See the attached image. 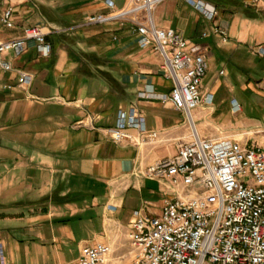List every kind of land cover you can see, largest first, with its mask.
<instances>
[{"label":"crops","instance_id":"obj_1","mask_svg":"<svg viewBox=\"0 0 264 264\" xmlns=\"http://www.w3.org/2000/svg\"><path fill=\"white\" fill-rule=\"evenodd\" d=\"M109 0H0V41L46 27L53 45L43 56L35 41L21 54L4 53L17 71L0 69V259L17 264H66L88 243L126 236L137 210L160 213L168 183L148 178L149 166L177 154L190 140L183 113L165 100L172 82L153 46L141 47L131 23L94 24ZM116 9L130 0H110ZM209 22L191 5L167 0L156 25L174 28L206 51L202 91L210 105L193 111L203 138L227 135L264 147V2L209 0ZM13 9L14 27L2 22ZM227 36L203 37L212 25ZM221 71H224L221 74ZM120 109L141 113L154 139L115 142L105 129ZM83 123V124H82Z\"/></svg>","mask_w":264,"mask_h":264},{"label":"built area","instance_id":"obj_2","mask_svg":"<svg viewBox=\"0 0 264 264\" xmlns=\"http://www.w3.org/2000/svg\"><path fill=\"white\" fill-rule=\"evenodd\" d=\"M165 1L130 0L116 9L109 0L108 13L88 18L94 24L135 26L140 46H153L162 57L161 70L173 85L165 100L185 115L190 127V140L179 145L176 155L160 159L146 170L148 178L168 183L172 193L160 213L146 212L145 208L134 213L127 233L130 264H264V147L200 135L193 111L213 101L202 91L208 70L206 51L180 31L156 25L153 12ZM181 1L209 22L219 14L209 0ZM261 2L264 0H254ZM2 22L14 27L13 9L5 11ZM211 34L225 40L227 30L213 24L203 37ZM48 35L46 27L29 26L21 37L0 41V69L17 71L22 79L20 86L29 85L32 77L15 69L2 54H21L28 41H35L40 53L50 56L53 45ZM256 52L264 56V46ZM131 128L139 131L140 140L158 136L147 131L143 115L135 109H120L116 125L105 130L118 143L134 139L128 132ZM111 254L109 243H88L77 259L66 264H109ZM0 264L17 263L0 259Z\"/></svg>","mask_w":264,"mask_h":264},{"label":"rangeland","instance_id":"obj_3","mask_svg":"<svg viewBox=\"0 0 264 264\" xmlns=\"http://www.w3.org/2000/svg\"><path fill=\"white\" fill-rule=\"evenodd\" d=\"M217 137L229 138L227 135ZM112 243V254L109 257V264H130L131 255L128 234L121 237L115 234Z\"/></svg>","mask_w":264,"mask_h":264}]
</instances>
